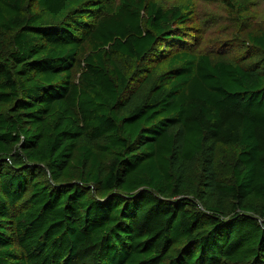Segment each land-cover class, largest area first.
I'll list each match as a JSON object with an SVG mask.
<instances>
[{
	"label": "trees",
	"instance_id": "1",
	"mask_svg": "<svg viewBox=\"0 0 264 264\" xmlns=\"http://www.w3.org/2000/svg\"><path fill=\"white\" fill-rule=\"evenodd\" d=\"M192 4L0 0V264H264V28Z\"/></svg>",
	"mask_w": 264,
	"mask_h": 264
},
{
	"label": "rangeland",
	"instance_id": "2",
	"mask_svg": "<svg viewBox=\"0 0 264 264\" xmlns=\"http://www.w3.org/2000/svg\"><path fill=\"white\" fill-rule=\"evenodd\" d=\"M157 1L165 8H171L183 5L188 0ZM192 1L194 22L189 40L196 41V47L200 45L202 48L210 47L214 50L227 47L235 50L248 33L264 28V0H247L248 10L243 13L235 8L231 9L223 0ZM137 63L134 62L130 70L134 71Z\"/></svg>",
	"mask_w": 264,
	"mask_h": 264
},
{
	"label": "built area",
	"instance_id": "3",
	"mask_svg": "<svg viewBox=\"0 0 264 264\" xmlns=\"http://www.w3.org/2000/svg\"><path fill=\"white\" fill-rule=\"evenodd\" d=\"M259 222L261 223V225H263V226H264V216H263V217H261V218H259Z\"/></svg>",
	"mask_w": 264,
	"mask_h": 264
}]
</instances>
